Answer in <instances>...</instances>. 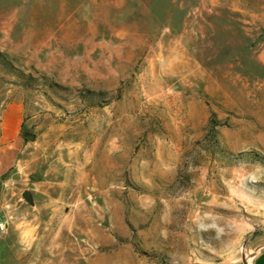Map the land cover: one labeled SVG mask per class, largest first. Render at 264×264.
Segmentation results:
<instances>
[{"label": "rangeland", "instance_id": "rangeland-1", "mask_svg": "<svg viewBox=\"0 0 264 264\" xmlns=\"http://www.w3.org/2000/svg\"><path fill=\"white\" fill-rule=\"evenodd\" d=\"M2 156L0 264H242L264 0H0Z\"/></svg>", "mask_w": 264, "mask_h": 264}, {"label": "water", "instance_id": "water-1", "mask_svg": "<svg viewBox=\"0 0 264 264\" xmlns=\"http://www.w3.org/2000/svg\"><path fill=\"white\" fill-rule=\"evenodd\" d=\"M251 237L252 234L247 237V239L243 242L242 246L240 247V261L242 262V264H252V260L257 255L259 250L263 247L260 246L256 248L253 252H251L250 248L248 247V242Z\"/></svg>", "mask_w": 264, "mask_h": 264}, {"label": "crops", "instance_id": "crops-1", "mask_svg": "<svg viewBox=\"0 0 264 264\" xmlns=\"http://www.w3.org/2000/svg\"><path fill=\"white\" fill-rule=\"evenodd\" d=\"M6 123V120H5ZM6 125V124H5ZM12 129L18 131L19 125L12 126ZM5 152L10 153L8 149ZM10 157H0V166H6L10 162ZM252 264H264V247H262L252 260Z\"/></svg>", "mask_w": 264, "mask_h": 264}, {"label": "built area", "instance_id": "built-area-1", "mask_svg": "<svg viewBox=\"0 0 264 264\" xmlns=\"http://www.w3.org/2000/svg\"><path fill=\"white\" fill-rule=\"evenodd\" d=\"M0 230L1 231H6V225H5V223H3V224L0 225Z\"/></svg>", "mask_w": 264, "mask_h": 264}]
</instances>
